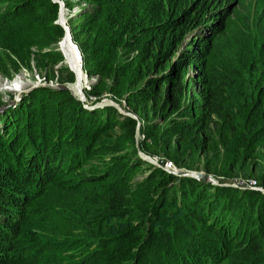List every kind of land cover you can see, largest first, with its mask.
I'll return each instance as SVG.
<instances>
[{
	"label": "trees",
	"instance_id": "trees-1",
	"mask_svg": "<svg viewBox=\"0 0 264 264\" xmlns=\"http://www.w3.org/2000/svg\"><path fill=\"white\" fill-rule=\"evenodd\" d=\"M61 1L85 2L67 25L97 76L87 95L109 77V91L150 112L140 143L161 157L137 153V120L111 105L30 88L0 114V264H264V192L161 164L202 156L206 172L257 174L264 188V13L246 25L224 0ZM57 12L54 0H0L4 76L28 53L46 79L71 73Z\"/></svg>",
	"mask_w": 264,
	"mask_h": 264
},
{
	"label": "rangeland",
	"instance_id": "rangeland-1",
	"mask_svg": "<svg viewBox=\"0 0 264 264\" xmlns=\"http://www.w3.org/2000/svg\"><path fill=\"white\" fill-rule=\"evenodd\" d=\"M224 1L226 2L227 8H232L231 18L234 20V22L238 21L239 23H241V20H244L246 18L247 20V22L245 23L246 25H258L257 24L259 22L258 15L260 13L261 14L264 13L263 11L264 10V0H224ZM84 3L85 2L80 1L78 5H72L69 8H66L63 6V15L65 17L66 25H67L68 17L73 15L75 12H77V10H79L80 8V5H83ZM71 41L77 46L76 41H74L72 38L71 40H69L68 35L64 36V38L59 42L61 43V48L67 60V62H62V64H64L66 68L71 72L70 74H68L66 70H63L62 72L54 70L53 76L51 78H48V79L44 78L43 77L44 69H38L36 67L35 61L33 59V54L31 53L30 54L28 53V56H29L28 67L19 65L17 70H15V72L13 70H9L10 71L9 76H4L0 72V100H1L0 114L8 105H10L11 107L15 106L18 103L21 95L23 93H26L30 88L36 85H48L54 89H57V88L61 89L63 88L61 86L64 85L66 86L65 89H67L77 99L80 100V98L78 97H80V94L82 95L80 101L83 103V106L84 105L86 106L96 105V107H100L102 105L107 104V105H111L115 109L116 112L122 113L124 115L130 116L136 119L137 122L134 125V132H133V143H134V146H136L137 153L141 157L157 164L160 161L159 157L161 156L155 152L148 153L145 147L142 146V144L140 143V139L143 137L142 133L140 132V127H141L140 123L142 122L143 124H145L146 122H151L149 120L150 112L145 114V113L133 111L129 105H126L125 100L123 99V95L125 94V92H122L120 95H115L111 91H109L108 87L113 84L112 80L109 77L103 78L102 80L103 84H102V90H101L102 92L97 98L91 94L87 95L86 91L91 87L93 83L96 82L97 76L92 75V74L86 75V72L82 67H81L82 68L81 73H80V68L78 70L76 69V66L78 63V56H80V59H81V52L78 49L79 55L77 54L76 48L71 43ZM133 54H134V51L128 52L129 57L132 56ZM126 55L127 54H124L123 57H126ZM9 57L12 59L14 58L12 54L8 55V59H10ZM68 62L71 65V67L77 70L76 72L80 74V77H79L80 83H78L76 80L75 72L69 69ZM60 63H57V65H59ZM188 72L189 74H192L193 71L190 68ZM69 76H71V79H68ZM9 83H11L12 86L9 85ZM13 83H17V87L16 86L14 87ZM190 86H191V89L197 88L196 82L193 79H190ZM78 92L80 93L78 94ZM139 115L142 117V121L140 120V118H138ZM156 120H157V117L153 118V121H156ZM1 124L2 123L0 120V128H1ZM115 134H117L118 137H122V135L125 134V130H121L115 127ZM144 155L146 157H144ZM161 161H162L161 164L163 165L164 163L163 166H166L167 165L166 162H168L169 160L161 159ZM199 161H202V156L199 157L197 165L191 166L194 168H184V166L182 167V166H177V165L175 166L170 161L169 167H166V168L170 169L171 171L177 172V173L184 172L183 169L200 170L202 172H205L215 177L217 182L214 184H218V185H228V186L238 188L239 187L237 186L239 185L238 182L241 179H245V178H251L255 180L257 184V174L250 175L247 173H242V171H239V170H232L231 172L233 173L230 175H226L221 172H219V174H215L213 172H206L201 162ZM240 188L257 189V188H250V187H240Z\"/></svg>",
	"mask_w": 264,
	"mask_h": 264
},
{
	"label": "water",
	"instance_id": "water-1",
	"mask_svg": "<svg viewBox=\"0 0 264 264\" xmlns=\"http://www.w3.org/2000/svg\"><path fill=\"white\" fill-rule=\"evenodd\" d=\"M54 1H57V3H58L57 17L55 18L54 22H57L58 24H60V25L62 26V28H63L62 36L64 35L65 32H67V33L69 34L68 26H67L66 24H64V21H63V20H65V17H64V15H63V3H62L61 0H54ZM62 36H61V37H62ZM69 38H70V40H71L70 34H69ZM58 41H59V40H58ZM58 41H57L56 44H58ZM74 45H75V44H74ZM76 47H77V46H76ZM57 49L61 52V55H62V57H63V59H62L61 62H66V59H65V57H64V54H63L61 48H60L58 45H57ZM77 50H78V48H77ZM78 53H79V51H78ZM68 67H69V69H71L70 65H68ZM80 67H81V59H80V57H79V68H80ZM71 70H72V69H71ZM72 71H73V70H72ZM84 73H85V72H84ZM76 77H77V76H76ZM11 82H12V81H11ZM61 87L66 88V86H64V85L61 86ZM79 93H80V92H78V94H79ZM81 97H82V95L80 94V97H78V98H80V100H81ZM102 101H103V100H102ZM84 107L91 109V108L96 107V105H89V106L84 105ZM144 157H146V156L144 155ZM183 170H184V172H180L179 174L193 176V177L199 179L200 181H206V180H209V181L212 182V183H216V182H217V180H216L215 177H213L212 175H209V174H207V173H205V172H202V171H200V170H193V169H186V170L183 169ZM263 192H264V189H263Z\"/></svg>",
	"mask_w": 264,
	"mask_h": 264
},
{
	"label": "built area",
	"instance_id": "built-area-1",
	"mask_svg": "<svg viewBox=\"0 0 264 264\" xmlns=\"http://www.w3.org/2000/svg\"><path fill=\"white\" fill-rule=\"evenodd\" d=\"M169 163H170V161L166 162L167 165L164 166V167H169ZM163 165H164V163H163ZM239 182H238L239 185L236 184L239 187L257 188L260 191H263V189H264L263 187L257 185L256 182H255V180H253L251 178L241 179Z\"/></svg>",
	"mask_w": 264,
	"mask_h": 264
},
{
	"label": "bare ground",
	"instance_id": "bare-ground-1",
	"mask_svg": "<svg viewBox=\"0 0 264 264\" xmlns=\"http://www.w3.org/2000/svg\"><path fill=\"white\" fill-rule=\"evenodd\" d=\"M64 21V24H65V20H63ZM66 35H68V38H69V34L67 33V32H65L64 33V35H63V37L61 38V40L64 38V36H66ZM60 40V41H61ZM69 40H70V38H69ZM59 41V42H60ZM71 43L74 45V43L71 41ZM58 46L61 48V43H58ZM74 47L76 48V51H77V54H78V50H77V47H76V45H74ZM61 50H62V48H61ZM62 52H63V50H62ZM63 54H64V52H63ZM79 55V54H78ZM64 57H65V59H66V56H65V54H64ZM79 57L80 56H78V63H77V66H76V69L78 70L79 69ZM66 62H67V60H66ZM68 64H69V62H68ZM70 65V64H69ZM70 67H71V65H70ZM71 69L73 70V72H75V75L77 76L76 77V80H77V82L78 83H80V80H79V77H80V74H78L76 71L77 70H75V69H73L72 67H71ZM82 72V68L80 67V73ZM83 74V73H82ZM14 84V87L16 86L17 87V83H13ZM9 85H11L12 86V84L11 83H9Z\"/></svg>",
	"mask_w": 264,
	"mask_h": 264
}]
</instances>
